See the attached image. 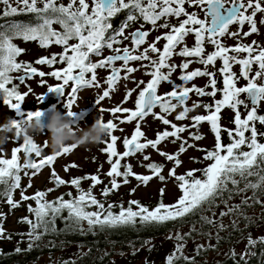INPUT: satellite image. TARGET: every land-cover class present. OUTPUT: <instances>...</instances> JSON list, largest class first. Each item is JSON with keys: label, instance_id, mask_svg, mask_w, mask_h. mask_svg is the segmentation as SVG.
Returning <instances> with one entry per match:
<instances>
[{"label": "snow or ice", "instance_id": "6c2138e0", "mask_svg": "<svg viewBox=\"0 0 264 264\" xmlns=\"http://www.w3.org/2000/svg\"><path fill=\"white\" fill-rule=\"evenodd\" d=\"M15 3V7L13 6ZM0 4L5 6L3 15L14 16L18 14H34L37 18L35 25L26 23H17L10 26L5 31H0V94L3 96L4 105L9 109L16 111L18 116H24L21 111V105L26 97L33 90L29 87L27 92L21 93L18 90V84L23 85L26 80L33 77L43 78L49 76L55 78L58 83L55 86H47V92H57L65 97L66 88L70 89L67 95L66 107L68 115L74 116L73 106L77 102L78 93L82 89L100 87L98 82V70L109 69L110 74L106 77L105 83L107 89L97 97V104L100 105L106 98H110V93L114 90L116 84L121 79H128V75L139 70L137 67L129 66L130 62H144L140 67L147 69L145 75L151 79L145 84L143 80L139 84L145 86L139 91L138 97L134 102L135 110L116 106L110 109L113 116L117 113H129L126 118L119 119V123L136 121L134 133L131 138L125 137L123 145L125 151L120 154L116 145L119 137L113 135L117 129V123L109 120L107 127L110 129V142L101 151L108 154V163L110 171L107 176L111 178V187L102 189V196L107 198L110 194L118 191L121 183L117 178L123 177V184L129 183V177L134 176L140 185L147 184L156 177L161 182L166 181L162 175L164 165L155 162L147 165H141L151 170L152 175H138L133 172L130 163L122 164L121 161L127 157H134L136 154H143L146 149L151 147L157 150L158 154L165 157L167 161L173 162V167L169 170L168 177L174 178L182 195L173 204L166 205L163 202L165 188L161 187L159 193L161 196L157 206L150 210L142 205L138 200H130L129 206L125 208L123 204H105L93 195L92 189L103 183L98 175L73 178L71 181H65L58 176L54 168L51 169L50 182H55L56 186L70 183L78 190V196L69 200H64L63 196L55 201H47L45 198L48 192L55 189L50 188L47 191H37L35 195L29 197L24 194L26 188L21 191V200L14 201L13 194L17 189H21V173L29 177L27 188L32 187L31 177L39 174L45 166H52L58 157L71 153L76 146L70 145L62 152L55 155L42 157V148L37 143H29L21 138H17L13 143L18 146L12 150L10 159L0 158V185L4 186V191L0 196L6 197L7 203L11 209L18 208L23 201L34 200L37 207L28 205L29 213H34L35 219L22 217L19 222L29 225L28 249L31 251L37 242L42 240L43 235L56 232L55 221L57 218L65 219V231L74 225L81 234L85 233L83 227L86 222L87 232L95 234L97 228L101 232L105 229H116L120 227H136L137 223L141 226L163 225L167 222L184 220L191 215L200 214V220L207 225L217 227L216 239L220 240V231L226 230L223 218L226 216L236 217L231 221V227H238V219L245 221L251 220L244 208L251 207L254 204H262L258 196L264 195V143L260 142L258 136L264 137V133H258L256 124L264 125V115L258 114V108L264 103V47H260L256 41L252 44H243L240 41L252 34H259L258 23L264 25V0H70L66 5L58 3V0H0ZM42 5V6H40ZM198 8L204 13V18H200L196 11L189 12L185 7ZM127 10L126 23L123 24L115 33L109 34L113 28L112 18L116 17L122 11ZM260 14L261 19L257 21L256 17ZM183 17V18H182ZM176 19L178 24H172L171 20ZM182 18V19H181ZM138 21H143L140 28L126 35V30ZM150 25V30H145L144 25ZM247 24L248 32H243ZM54 25H59L62 31H57ZM238 25L237 31H230V26ZM165 29L162 35L156 36L151 42L148 37L152 30L158 31ZM192 35L194 45L189 47L186 38ZM237 39L235 46H226L223 38ZM20 38L25 42L38 41L41 48H48L55 44L62 46L60 54H52L51 57L38 58L36 65H46L50 68L57 63L66 64V67L53 70L48 73L33 66L31 63L18 62L17 58L24 52V49L18 47L13 40ZM76 43H70L71 41ZM125 40H130L131 47H119ZM161 40L165 43L160 48L157 45ZM206 44L213 46L214 51L206 53ZM144 45H147L144 47ZM107 48L113 54L93 62L92 56L102 57L103 50ZM151 54H155L153 58ZM246 54V56H241ZM174 56L182 58L179 65L171 63ZM222 62V67L218 69L223 77V87L217 88L216 72L209 71V66L215 67L217 61ZM117 62L122 64L117 67ZM203 65V70L197 68L188 71L192 63ZM234 65H240L239 75L233 71ZM253 65L256 71L253 73ZM179 68L181 75L179 79L183 82L181 85L175 84L171 80L172 74ZM166 70V71H165ZM14 77L13 73H20ZM121 72L126 73L121 77ZM208 77L204 87L193 84L191 88L187 87L188 82L195 78ZM240 79L246 81L244 86H238ZM14 80L18 82L14 83ZM164 82L173 85L170 92L158 94V88ZM41 85L46 81L41 80ZM139 84L137 87H139ZM210 88L211 91L206 89ZM135 89L126 93L124 102L131 97ZM220 92L222 98L215 99ZM190 93L197 97H212L213 103L193 102L191 107L187 106L190 99ZM47 94V93H46ZM45 94V95H46ZM246 95L247 101L241 99V95ZM45 95L35 97L38 103H42ZM175 101V102H174ZM250 102V104H249ZM246 110V116L242 118L240 108ZM181 110L175 115V121L191 120V125H177L167 117L176 112L177 108ZM203 107L208 113L206 115L197 114L189 116V113L197 108ZM159 108L160 112H154ZM228 108L234 111L235 125L234 129L222 128L221 112ZM103 112L104 109L100 108ZM41 111L29 112L25 120H16V126L26 123L33 116H39ZM149 115L159 120L163 125L170 126L162 132H157L156 139H146L145 133L141 130V122ZM203 122L210 124V130L214 134L215 144L213 149H197L204 151L203 160L210 163L203 169H192L184 174H177V168L182 165L179 158L186 153L189 148H195L194 143H189V139L200 141L204 139L199 128ZM190 128L197 131H190ZM123 131V129H120ZM186 131L189 132V138L182 136ZM222 131L227 132L229 143L222 142ZM246 133L250 135L246 136ZM171 139V143L179 142L178 150L174 154H169L158 148L165 141ZM47 147V141L44 144ZM247 148L248 150H244ZM23 152L26 160L21 164L19 153ZM40 158L39 162L31 157ZM114 157H118L113 160ZM194 162H199L197 158H191ZM144 161H149V155H143ZM30 161V162H29ZM77 165L71 164L65 166V171L69 168H75ZM102 167V166H101ZM121 168L124 171H121ZM26 169L34 170L31 175ZM196 172H201L202 176L197 177ZM255 177V180L249 178ZM90 179L92 184L85 191L81 188V181ZM243 182V187H240ZM252 191V197L242 196L239 204H232L234 196L242 195ZM136 188L130 190L134 194ZM72 197V193H67ZM251 200V204L249 201ZM223 204L224 211L219 213L220 221L217 223L216 213L213 211ZM135 205V210L133 208ZM95 207L97 210L89 211L87 209ZM119 207V212L113 209ZM68 212L65 218L62 216L64 211ZM209 212L211 216L204 213ZM4 214L0 213V216ZM51 225V228L49 227ZM197 231L195 224H192L188 233L175 235L177 243L173 253L166 257V264H176V261L183 259L186 264H195V258L184 255L185 244L183 241L190 238L192 233ZM212 238V233H202ZM170 239L173 237H169ZM0 239L11 240V235L5 236V229L0 223ZM248 244L245 252L240 254V259L244 264H248L246 257L254 255L250 251L258 243L264 244V237L253 239L251 234L248 236ZM150 243V242H146ZM214 246L209 243L207 248L200 244L196 247V253L207 251ZM23 250L17 247L16 253ZM135 254V253H133ZM179 254V255H177ZM230 255L233 259L237 255L232 249ZM64 264H75V261H66ZM239 264V262H237Z\"/></svg>", "mask_w": 264, "mask_h": 264}, {"label": "trees", "instance_id": "16d2710c", "mask_svg": "<svg viewBox=\"0 0 264 264\" xmlns=\"http://www.w3.org/2000/svg\"><path fill=\"white\" fill-rule=\"evenodd\" d=\"M58 3H62L58 1ZM15 7V3H13ZM42 6V5H40ZM5 6L0 5V31L7 30L10 26L17 23H26L35 25L38 21L34 14H18L14 16H4ZM127 10L122 11L116 17L112 18L111 23L113 29L116 31L126 23ZM142 24L143 21H138ZM147 25V24H145ZM57 31H62L59 25H54ZM115 31V32H116ZM13 42L20 48L23 49L22 43H36L39 45L38 41H28L25 42L20 38H16ZM77 41L73 40L70 43H76ZM55 45V44H53ZM60 47V51L56 54L62 52V46L55 45ZM24 52L17 58L18 62L22 61V56ZM30 63V62H28ZM32 64V63H31ZM34 66V65H33ZM66 67V64L57 63L52 66V69H62ZM38 71H40L38 69ZM22 73V72H20ZM19 73H13L12 75L16 77ZM14 83L17 81L14 80ZM22 85L18 84V90L21 93H24L21 90ZM0 101L3 102V96L0 94ZM7 116L14 118L17 121L25 120L27 113L31 112L30 110H25L21 108V111L24 113V116H18L16 111L9 109ZM240 112L242 118L246 114V110L241 106ZM259 115H264V110H258ZM234 116L230 123L225 127L227 129H234L235 125L233 123ZM258 133H264V125H260L258 122L256 124ZM250 133H246V136ZM260 142L264 143V137L258 136ZM222 142L224 144L229 143V137L227 132L222 131ZM214 146L202 148L206 150L213 149ZM244 150H248L244 148ZM201 158L204 157L205 152L200 151ZM20 163L23 164L26 160V157L23 154H19ZM0 158L10 159V156L0 155ZM31 159L39 162L40 158L33 156ZM155 163L161 164L159 162L153 161ZM152 163V162H151ZM163 165V164H162ZM204 166L198 167L197 169H203ZM149 170V169H148ZM29 174L34 171L32 169H26ZM121 171H124L121 168ZM151 171V170H150ZM164 172V168H163ZM162 172V174H163ZM186 173V172H184ZM182 173V174H184ZM197 177H201V172H196ZM21 189H17L13 194L14 201L21 200V191L26 188L24 192L25 195L31 197L35 195L37 191H47L43 188L35 187L31 194H28L26 183L29 181V177H25L23 172L21 173ZM83 177V176H82ZM81 178V177H77ZM121 183V187L118 191L113 192L107 198L102 196V189L106 186L111 187L110 181L102 183L99 187L92 189L93 195L102 201L105 204V208L109 204H123L125 208L129 206L130 200H138L142 205L147 206L150 210L154 209L158 202L161 199L160 193L157 197L150 199H140V198H130L128 197L129 189L122 190L123 177L117 178ZM255 180V177L249 178ZM92 184V181L89 179H84L81 181V188L87 191ZM240 187H243V182ZM54 191L48 192L46 196L47 201H55L58 197L63 196L64 200L72 199L73 197L78 196V190L74 186H69L66 190L59 191L56 194L55 191L59 190L60 187H57L55 182L52 187ZM4 191V186L0 185V192ZM71 192L72 197H69L67 193ZM253 193L249 190L247 193L242 195H237L233 197V200L230 201L232 204H239L241 202L242 196L252 197ZM258 196L262 202H264V195L259 194ZM163 202L166 205H170V202L167 200L166 195L163 196ZM251 204V200L249 201ZM28 205H31L33 208H36L37 205L34 200L23 201L18 208L11 209L10 205L7 203L6 197L0 196V213L4 214L0 216V223H2L3 228L5 229V236L11 235V240L0 239V264H64L66 261H75V264H136V261L142 258V264H166V257L169 254L173 253L176 249L177 241L174 237L177 233L185 234L191 230L192 224H195L197 231L192 233L190 238H186L183 243L184 255L190 258H195V264H244V261L240 259V254L245 252L246 246L248 244V236L251 234L253 239H258L264 237V206L262 204H254L251 207L244 208V211L247 213L248 217L251 218L250 222L245 221L243 218L238 219V227H231V221L236 217L226 216L223 218V223L226 226V230L220 231L219 236L220 240H217L216 233L218 231L217 227L207 225L200 220V214L191 215L184 220H177L175 222H167L163 225H150V226H141L137 223L136 227H120L116 229H105L103 232L96 229L95 234L87 232L88 225L85 222L83 227L85 233L81 234L76 230L73 225L72 228L65 231V219L57 218L55 221L56 232H49L48 234L43 235L42 240L37 242V246H34L31 251L28 249V237L26 234L29 232V225L27 223L19 222L22 217H28L29 219H35L34 213H29ZM135 205L133 208L135 210ZM89 211L97 210L94 206L87 209ZM119 207L113 209L114 212H119ZM225 207L223 204L219 208L213 209L216 213L217 223L220 221L219 213L224 211ZM206 215L211 216V213L206 212ZM63 217L68 216V212L65 210L62 213ZM51 228V225L49 226ZM212 233V238L209 240L208 236L203 235L202 233ZM167 235H172L173 238L169 242H166L165 245H158L157 239L166 237ZM150 242V243H146ZM211 243L214 247L208 249L207 251H201L199 255L196 253L197 245H204L207 248L208 244ZM19 247L23 251L21 253H16L15 249ZM234 249L236 252L235 259L230 255L231 250ZM250 251L254 255L247 256L248 264H264V244H257L254 248H251ZM135 253V254H133ZM179 255V254H177ZM176 264H186V262L181 258L176 261Z\"/></svg>", "mask_w": 264, "mask_h": 264}, {"label": "rangeland", "instance_id": "374dc122", "mask_svg": "<svg viewBox=\"0 0 264 264\" xmlns=\"http://www.w3.org/2000/svg\"><path fill=\"white\" fill-rule=\"evenodd\" d=\"M65 5L70 2V0H58ZM91 2V0H89ZM1 5V4H0ZM187 10L189 12L196 11L199 13L200 18H204V13L198 9V8H191L185 5ZM183 18V17H182ZM181 18V19H182ZM257 21L261 19L260 14L256 17ZM172 24H178V21L176 19L171 20ZM140 23H135L131 27H129L125 34L128 35L132 31H134L136 28L140 27ZM259 28V34H252L250 36H247L246 38H243L240 42L243 44H252L253 41H256L257 44L260 47H264V25H260L258 23ZM145 30H150V25H144ZM238 25H232L230 26V31H237ZM115 29L111 31L110 34L115 33ZM165 31V29H159L158 31L152 30L151 34L147 38L149 42L153 41L156 36L162 35ZM249 26L245 24L243 28V32H248ZM223 42L226 44V46H235L237 44V39L229 38L228 36H225L223 38ZM165 43L164 40H161L158 47L162 48L163 44ZM186 43L189 47H192L194 45V37L192 35H189L186 38ZM24 49V54L22 56L23 62H30L32 63L37 69L44 71L45 73H48L53 70H59V69H52L49 66H42V65H36L35 61L38 58L42 57H51L52 54H56L60 51V47H57L55 45H51L48 48H41L40 45L36 43H22L21 44ZM119 47H131L130 40H125L122 45H118ZM147 45H144L146 47ZM206 53H211L214 51V48L210 44H206ZM113 54L111 50L105 48L103 50V56L97 57L92 56L91 59L93 62H97L99 59L107 57L108 55ZM150 55L155 58V54ZM241 56H246V54H241ZM182 61V58L178 56H174L171 63L179 65ZM142 63H147V61L144 62H130L129 66L137 67L139 68L138 71L129 74L128 79H121L115 86L114 90L110 93V98H106L104 101H102L99 104H97V97L102 94L104 90L107 89L108 85L105 83L106 77L110 74L109 69H100L98 70V82L100 83V87H92L88 89H82L78 93V99L77 102L73 106V111H75L74 116H69V119L73 121L74 127H84V126H90L94 122V117L96 115L103 114V119L105 122H108L109 120H112L113 122L117 123V129L113 132V135L119 137L120 139L117 141V151L118 153L122 154L126 149L123 145V139L125 137L131 138V135L134 133L136 121L133 122H126L123 124L119 123V119H124L129 115V113H117L115 116H113L110 112V109L120 106L122 108H127L130 110H135L134 102L138 97L139 91L145 86V84L151 79L149 75H145L144 72L147 71V69H144L140 67ZM122 64V62H117V67H119ZM203 65L199 63H192L188 69V71L195 70L197 68H200L203 70ZM222 67V62L217 61L215 67L209 66V71H215L216 72V80H217V88L223 87V77L219 73L218 69ZM256 66L253 65V73L256 71ZM166 71V70H165ZM233 71L239 75L241 71L240 65H234ZM126 73L121 72V77H123ZM181 75V70L179 68L176 69V71L172 74L171 80L175 82L177 85L183 84V82L179 79ZM45 80L46 84L41 85L40 81ZM143 80L145 84H139V81ZM208 81V77H202V78H195L194 81L188 82L187 87L191 88L193 84L199 87H204ZM58 83V81L55 78L45 76L43 78L40 77H33L30 80H26V82L22 85L21 90L23 92H27L29 87L33 90L29 95L26 97L25 102L21 105L22 109L30 110L31 112L35 111H41L44 114H47L51 116V113L54 110H60L62 113L68 114V109L65 106L67 103V95L69 93L68 88H66V95L62 98L55 100V99H47L46 93H47V86H55ZM139 84V87L137 85ZM246 84V81L243 79H240L238 82V86H244ZM135 89L133 91L131 97L127 100V102H124V98L126 96V93L129 90ZM173 85L169 84L167 82H164L160 85L158 88V94H164L167 92L172 91ZM207 91H211L210 88L206 89ZM38 95H45L44 100L42 103H38L35 99ZM221 93L218 92L215 99H221ZM241 99H244L246 102L247 97L246 95H241ZM201 102L203 103H213V98L204 96V97H197L194 93H190V99L187 101V106L191 107L193 102ZM175 102V101H174ZM104 109L103 112L99 111V109ZM181 110V108H177L176 112L172 113V115L168 116L167 118L174 123H176L178 126L185 124V125H191V120L186 119L183 121H175V115ZM258 110H264V103H261ZM9 108L5 106L0 101V122H3V118L8 115ZM154 112L159 113L160 109L157 108L154 110ZM197 114L206 115L208 114L203 107L197 108L195 111L189 113V116H195ZM247 114V113H246ZM246 114H243L246 116ZM221 121L220 124L222 128H225L230 121L232 120V117L234 116V111L228 108H225L221 112ZM119 118V119H118ZM171 130L170 126L163 125L159 120L155 119L153 115H149L145 118V121L141 122V130L145 133V137L141 138V142H145L146 139H156L157 132H162L165 129ZM120 129H123L121 131ZM190 131H197L196 129L190 128ZM199 132L203 134L204 139L200 141H193L189 139V143H194L196 145L195 148H189L186 153L182 154L179 158L182 160V165L177 168V174H182L188 170L197 169L198 167L204 166L206 167L210 162L203 160L200 155V150L202 148H207L214 146L215 140H214V134L210 130V124L208 122H203L202 125L199 128ZM45 134L47 135V128L45 129ZM182 136L186 139L189 138V132L186 131L182 134ZM171 139L169 138L168 141L162 142L158 148L164 152H167L169 154H174L179 147V142L176 144L171 143ZM47 141L45 136H39L37 137V144L41 146L42 148V157L51 155V150L48 147H44L45 142ZM110 142V138L106 140L104 144H101L99 146H88L85 147H76L71 153L63 155L61 157H58L55 163L52 166H45L41 172L35 176L31 177V184L32 187H30L27 191L28 194H31L35 187L43 188L44 190H48L54 186V182H50L51 179V169L54 168L55 172L58 174L60 178H62L65 181H71L73 178L77 177H85V176H91V175H98L100 179L103 181V183H106L111 180L110 177L107 176V173L110 171V164L108 163V154L101 151L106 147V144ZM19 143H23L22 139L19 141ZM18 145L16 143H9L5 146L6 150L3 152H0V155H6L10 156L12 155V150L17 147ZM22 154V153H19ZM18 154V155H19ZM143 155H149L150 160L144 161ZM197 158L199 162H194L191 158ZM118 157H114L113 160L117 159ZM153 161L159 162L164 165V172L162 175L166 177L165 182L159 181L158 178L153 177V179L147 184V186L138 185V181L135 179L134 176L129 177V183L124 184L122 186V190L129 189L128 197L134 199V198H140V199H150L153 197H157L159 195V189L161 187L165 188V195L167 200L170 202V204H173L177 201V199L182 195L181 191L178 188V184L175 181L174 178H169V170L174 166L173 162H169L166 160L165 157L158 154L157 150L152 149L149 147L144 151L143 154H136L134 157H127L125 160L121 161L122 164L130 163L133 167V172L138 175H152L151 171L148 170V168L141 166L147 165ZM75 164L77 167L75 168H69L68 171H65V166ZM102 166V167H101ZM89 180V179H88ZM119 182V179H117ZM29 184V181L28 183ZM102 184V183H101ZM69 186H71L70 183H67L65 185L59 186V190L55 191L54 194H56L59 191L66 190ZM96 187H99L97 185ZM132 188H136V192L134 194H130V190ZM169 237H172V235H167L166 237L157 239L158 245H165L166 242H169L171 239ZM143 260L145 258L139 259L136 261V264H142ZM121 264V263H117Z\"/></svg>", "mask_w": 264, "mask_h": 264}, {"label": "clouds", "instance_id": "9594fccd", "mask_svg": "<svg viewBox=\"0 0 264 264\" xmlns=\"http://www.w3.org/2000/svg\"><path fill=\"white\" fill-rule=\"evenodd\" d=\"M43 117L44 113L33 116L17 127L14 118L5 116L3 122H0V152L5 151V146L13 143L18 137L29 143H37V137L43 135L47 139V147L51 150V155H55L70 145L85 148L99 146L111 135L102 113L94 117L92 125L84 127H74L69 115L58 109L51 113L47 124L44 123Z\"/></svg>", "mask_w": 264, "mask_h": 264}, {"label": "water", "instance_id": "95a60500", "mask_svg": "<svg viewBox=\"0 0 264 264\" xmlns=\"http://www.w3.org/2000/svg\"><path fill=\"white\" fill-rule=\"evenodd\" d=\"M138 28H140V27H138ZM136 29H137V28H136ZM136 29H135V30H136ZM135 30H134V31H135ZM19 75H23V73L18 74L17 76H19ZM62 97H63V96L60 95V94H58L57 92H48V93L46 94V98H47V99H55V100H58V99H60V98H62ZM249 104H250V102H249ZM43 119H44V123L47 124V123L49 122L50 116L47 115V114H44ZM21 153L23 154V152H21ZM23 155H24V154H23Z\"/></svg>", "mask_w": 264, "mask_h": 264}, {"label": "flooded vegetation", "instance_id": "af4514ba", "mask_svg": "<svg viewBox=\"0 0 264 264\" xmlns=\"http://www.w3.org/2000/svg\"><path fill=\"white\" fill-rule=\"evenodd\" d=\"M110 34V33H109ZM19 74H21V73H19ZM48 93V92H47Z\"/></svg>", "mask_w": 264, "mask_h": 264}]
</instances>
